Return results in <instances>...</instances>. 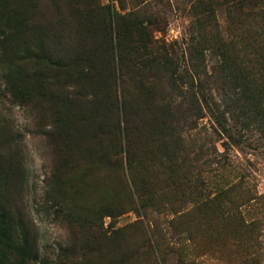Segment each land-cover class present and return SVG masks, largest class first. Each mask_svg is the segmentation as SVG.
Returning <instances> with one entry per match:
<instances>
[{
	"label": "trees",
	"instance_id": "1",
	"mask_svg": "<svg viewBox=\"0 0 264 264\" xmlns=\"http://www.w3.org/2000/svg\"><path fill=\"white\" fill-rule=\"evenodd\" d=\"M99 1L0 0L7 85L19 101L47 106L53 116L49 140L61 174L52 192L57 191L61 204L64 197H75L78 185L85 187L87 216L73 200L68 211L87 220L98 252L107 248L106 264H160L161 250L144 243L142 252L112 251L113 237L99 230L105 216L167 205L174 216L170 234L183 245L203 235L207 208L222 211L229 203L237 227L248 230V222L236 214L248 194L234 192V183L211 187L210 178L219 174L210 169L213 163L197 137L205 116L213 132L230 141V124L250 125L264 134V13L257 11L259 3L194 0L195 21L181 64L153 54L145 21L137 14L121 15ZM218 6L229 20L223 30L216 19ZM208 56L213 65L206 63ZM186 203L193 206L190 212ZM227 215L231 219L228 210ZM189 217V229L183 230ZM193 260L179 264H196Z\"/></svg>",
	"mask_w": 264,
	"mask_h": 264
},
{
	"label": "rangeland",
	"instance_id": "2",
	"mask_svg": "<svg viewBox=\"0 0 264 264\" xmlns=\"http://www.w3.org/2000/svg\"><path fill=\"white\" fill-rule=\"evenodd\" d=\"M217 1L221 4L223 0ZM99 2L114 6L121 15L137 14L145 21L153 54L176 58L182 64L195 21L194 0ZM255 2L259 3L257 11L264 13V0ZM222 7L218 6L215 14L223 30L229 20L226 21ZM257 21L260 22L256 18L254 22ZM236 27L234 24L233 34ZM214 62L207 57L208 65ZM8 71L0 50V264H106L107 248L103 246L98 252L85 227L84 216L90 210V194L85 187L78 185L75 197H64L69 204H60L57 191L52 192L61 173L58 154L49 140L53 132L49 108L26 105L15 98L7 85ZM198 123V141L204 146V155L210 156V169H217L219 174L210 178V185L226 188L224 185L234 183V192L248 194L246 202L236 208V214L245 224L248 222V230L237 227L230 205L225 203L222 211L207 208L203 235L183 245L176 244L170 234L168 222L174 216L167 205L160 210L150 207L144 212L126 211L115 217H102L98 221L100 233L113 237L112 251L134 254L143 251L144 243L159 245L160 264H179L188 259H194L196 264H264V134L250 125L242 129L230 124V141L213 132L215 126L207 116ZM72 200L84 216L69 213ZM192 207L186 203L185 212ZM195 216L193 213L191 217ZM191 217L183 221V230L189 229ZM192 228L201 230V226L196 229L195 223ZM137 264L142 262L138 260Z\"/></svg>",
	"mask_w": 264,
	"mask_h": 264
}]
</instances>
